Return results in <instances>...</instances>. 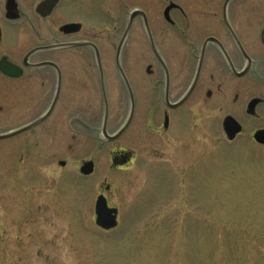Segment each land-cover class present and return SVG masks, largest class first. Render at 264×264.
<instances>
[{
    "label": "rangeland",
    "instance_id": "obj_1",
    "mask_svg": "<svg viewBox=\"0 0 264 264\" xmlns=\"http://www.w3.org/2000/svg\"><path fill=\"white\" fill-rule=\"evenodd\" d=\"M41 1L22 0L18 28L6 27L0 15V59L17 61L35 46L53 44L57 35L58 42L65 41L58 28L77 15L76 21L101 31L105 40V94L94 60L78 54L72 61L67 51L33 58L53 59L62 67L63 90L44 124L0 140V264H264V146L251 137L264 128V85H240L231 116L243 132L234 141L221 128L226 111L203 104L188 106L183 138L156 134L150 145L149 47L136 20L119 57L136 113L117 141L100 136L104 97L109 134L125 123L132 105L116 66L129 13L139 9L157 18L175 4L186 13L181 26L190 29L183 32L201 43L223 37L219 16L225 0H79L91 5L86 11L62 0L44 18L35 12ZM104 4L105 17L98 18ZM227 11L232 26L248 29L254 40L264 23V0H232ZM46 71L18 79L0 73V135L36 120L41 89L51 100L54 85ZM39 78H48L42 88ZM247 97L263 100L256 118L239 109ZM84 112L88 133L69 123L71 116L83 120ZM121 149L135 154L124 167L113 161ZM87 160L93 172L83 176L79 170ZM99 195L117 210L112 230L95 224Z\"/></svg>",
    "mask_w": 264,
    "mask_h": 264
},
{
    "label": "flooded vegetation",
    "instance_id": "obj_2",
    "mask_svg": "<svg viewBox=\"0 0 264 264\" xmlns=\"http://www.w3.org/2000/svg\"><path fill=\"white\" fill-rule=\"evenodd\" d=\"M61 2L62 0H59L51 14L57 10L58 5ZM83 2L84 1L70 0V8L72 10H75L76 8H84L85 11L91 8V5ZM170 4L172 3H169V5ZM229 4L230 2L226 5L225 10L223 5L219 16L221 22V32L219 33L223 34V37L208 36L201 43L195 42V37L192 38L190 33L185 34L183 32L189 31L190 27L185 26L184 28V26H181L184 22H186L185 19L187 18L185 16L186 13L179 8L172 9L167 13L163 10L159 13L160 17L157 18L148 16L144 11L139 9H133L129 13L128 21L116 48V56L122 38L127 29V35L120 47L119 57L133 24L136 20L141 21L147 34L149 47V63L147 65L149 106L147 110V119L149 122L148 128L152 136L149 138L150 145L155 142V137H157V135H167L173 139L183 138L186 134L187 124L190 119L191 110L188 106L196 107L200 105L202 106L203 104H205V106H212V108L217 111H226L222 117V130L223 122L226 118H232L239 125L240 132L231 141L226 138L223 130V134L227 141L232 142L242 134V125H240L231 115L236 108L235 104L240 98V85L244 84L248 87L251 82L264 85V23L262 28L254 37V40H252L253 38L251 32L248 31V29L242 32V27L234 28L232 26L233 17H231L227 11ZM94 6L95 5L92 7ZM105 6V4L98 6L101 12V15H98V18L101 16L105 17ZM136 11L144 14L145 21L142 17L137 16L133 19L129 26L130 14ZM8 14L14 15L15 18L8 19ZM0 15L2 16L3 24L6 27L14 29L18 28L16 27V23H18L19 26H22V0H0ZM38 16L41 17L40 15ZM76 16L77 15L74 17L69 16L70 20L61 24L58 28V34H60L62 38H66L65 41L58 42L59 36L57 35L58 39L53 44L35 46L28 50L23 56H21V58L17 56V61L12 60L11 58L10 61L6 55L1 56L0 61L2 59H6L9 63L21 70L20 77L18 78H21L24 75L33 76L39 71L45 69L49 70L44 73L53 81V97L50 100L51 93L48 96H43L45 91L41 89L43 85L42 80H48V78H39V85L42 90H40V93L38 94V101L36 102L39 110V116L35 121L29 123L28 125L39 121L46 116L56 99L55 105L50 114L45 119L37 123L36 126L44 124L47 120H49V118H51L53 110L55 109L59 99V95L62 93L64 83V72L62 67L53 59L33 60V58L37 55L48 52L61 53L67 51L72 57V61L75 56H79L78 54L86 56L88 59L95 61L98 78H104L103 64L105 50L103 47V41L105 40L101 38L102 32L99 31V33H97V31H94L95 28L93 26H87L80 21H76ZM119 24H121L120 20ZM64 25H79V28L78 31L65 34L61 31V28ZM119 27L121 26L118 25V28ZM115 28L116 27L114 26V29ZM82 30H84L83 33ZM116 30L117 29H115V31ZM170 30L174 31L175 34H171ZM81 33L82 37L75 39V37L80 36ZM1 34L0 30V38ZM208 39H214L215 41L206 43ZM208 62L210 63L209 70H207ZM38 65L41 66L37 67ZM119 68L120 70L117 67L120 78H126L120 64ZM72 73L74 74L73 69ZM124 86L127 90L129 100L132 103L130 112L125 123L115 133L109 134L107 132L108 107H103L100 136L106 142H114L121 138L131 122H133L136 113L132 101L131 91L127 83H124ZM253 100H256L257 104L252 111L253 113L250 114L248 113V107ZM261 104H263L262 99L257 97L250 99L247 97L239 109L241 111H245V114L253 119L256 118V108ZM71 110L73 111L72 107ZM82 115L83 120L81 118H76L75 120V118L71 116L69 123L72 128L76 127L77 131L80 130L81 132L85 131L84 133H88L90 129L87 128L89 123L87 113L84 112ZM128 120V127L116 140L108 141L104 138L102 133L104 121L106 125V134L108 136H113L122 130ZM259 131H264V128L253 130L251 137L255 144L264 146V144L262 145L256 143L253 138ZM134 158L135 154L133 152H128L123 149L113 154V161L120 167H124L126 164L133 161ZM85 162H88V160ZM85 162H82V164Z\"/></svg>",
    "mask_w": 264,
    "mask_h": 264
},
{
    "label": "water",
    "instance_id": "obj_3",
    "mask_svg": "<svg viewBox=\"0 0 264 264\" xmlns=\"http://www.w3.org/2000/svg\"><path fill=\"white\" fill-rule=\"evenodd\" d=\"M230 1L231 0L225 1L224 10H225L226 5ZM58 2H59V0H44L38 4V6L36 8V13L43 18L48 17ZM177 8L178 7L176 5L170 4L165 9V12L167 13V12L171 11L172 9H177ZM137 16L142 17L145 21L144 14L142 12L136 11V12H133L130 14L129 26H130L131 22L133 21V19L136 18ZM7 18L8 19H14L15 16L8 14ZM78 28H79V25H64L61 28V31L64 32L65 34H69L73 31H78ZM127 31H128V29H127ZM127 31L122 38L121 44L127 35ZM212 41H215V40L214 39H208L206 41V43L212 42ZM121 44L118 48V52H117V56H116V64H117V67L119 70H120V68H119V64H118V57H119ZM31 53H33V52H31ZM46 65H49V64H46ZM40 66L41 65H38L37 67H40ZM0 73L6 77H9L10 79H18V77H20L21 70L18 67L14 66L13 64L9 63L6 59H2L0 61ZM124 81H125V79H124ZM101 82H102V78H101ZM55 102H56V99H55L54 103L52 104V108L54 107ZM104 102H105V107L107 108L105 97H104ZM256 104H257L256 100L251 101V103L249 104V107H248L249 108L248 113H250V114L253 113L252 111H253L254 107L256 106ZM52 108L49 110V112L46 114V116H44L41 120L36 121V122H34L30 125H27L23 128H20L19 130H16L14 132L4 134V135H0V140H4V139L14 137V136H16L22 132H25V131L31 129L32 127L36 126L37 123H39L40 121L45 119L50 114V112L52 111ZM128 124H129V120L125 124V126L122 128V130H120L118 133H116L113 136H108L106 134V130H105L106 125H105V121H104V125L102 128V133H103L104 138H106L108 141L116 140L126 130V128L128 127ZM223 130L225 132L226 138L229 141H231L240 132V127L232 118H226L223 122ZM253 138H254L256 143L263 145L264 144V131L257 132ZM79 171H80V174L83 176H88V175L92 174L93 163L91 161L83 163V165L81 166ZM94 211H95V224L99 229H101L103 231H108V230H112L116 227V225H117V210L115 208H109L107 206V201H106L104 196L100 195L97 197L96 202H95Z\"/></svg>",
    "mask_w": 264,
    "mask_h": 264
}]
</instances>
